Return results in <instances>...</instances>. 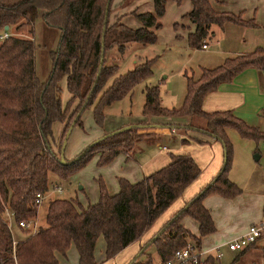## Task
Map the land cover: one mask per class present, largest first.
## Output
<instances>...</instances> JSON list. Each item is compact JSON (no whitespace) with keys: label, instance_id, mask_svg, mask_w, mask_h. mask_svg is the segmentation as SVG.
Returning a JSON list of instances; mask_svg holds the SVG:
<instances>
[{"label":"trees","instance_id":"1","mask_svg":"<svg viewBox=\"0 0 264 264\" xmlns=\"http://www.w3.org/2000/svg\"><path fill=\"white\" fill-rule=\"evenodd\" d=\"M166 1L152 0L151 12H130L140 24L130 28L119 19L108 22L111 0H0V31L6 25L9 33L0 41V264H58L54 253L63 255L70 245L77 252V264H95L93 249L99 236L104 244L103 260L110 259L139 240L198 176L199 167L191 156L168 153L166 165L138 181L116 178L115 193H108L98 180L97 199L92 204L82 206L76 199L48 200L43 224L34 233L24 230L25 236L21 239L11 234V226L15 227L18 221L37 218L35 194L42 195L47 191L49 173L66 179L93 155L97 156L96 166H106L120 154L128 157L143 138L152 135L137 131L149 124L139 121L93 142L69 160L64 158L65 164L59 162L50 140L51 126L55 122L64 124L62 138L71 124L81 128L80 114L94 98L92 119L100 127L103 109L130 94L135 85L151 74L152 61L146 59L135 62L132 69L117 75L114 65L103 64V53L111 47L121 53L128 43H153ZM171 1L179 4L181 0ZM209 1L189 0L190 9L183 15L193 24V31L187 34L189 46L200 47L211 25L230 22L254 26L252 21L244 22L227 12L216 11ZM38 17L46 26L59 32L56 48L51 53L50 71L44 81L37 80L33 72L31 38L8 31L9 28L16 32L23 26L31 27ZM99 59L102 63L98 69ZM263 66L264 49L256 47L249 53L225 58L213 68L201 69L196 79L186 77L183 99L178 107L161 106L158 87H144L143 117L201 118L204 127L189 123H163L161 127L189 128V131L200 132L217 141L225 162L205 186L160 225L143 244V249H139L138 255L152 244L158 257L157 264H164L188 240L199 248L200 237L215 230L202 199L209 195L232 198L240 193L226 177L231 145L225 129L232 128L245 139L264 138V131L248 125L230 110L204 112L200 104L207 93L219 84L229 82L242 70ZM61 79H64L68 94L64 107L59 99ZM193 140L203 143L200 139ZM4 210L11 214L10 227L3 216ZM183 216L196 222L197 237L180 226ZM246 251H251L249 259L243 258ZM234 253L229 264H259L264 249L251 244ZM137 256L128 264H151L149 259L136 261ZM217 261L208 255L203 264H218Z\"/></svg>","mask_w":264,"mask_h":264},{"label":"rangeland","instance_id":"2","mask_svg":"<svg viewBox=\"0 0 264 264\" xmlns=\"http://www.w3.org/2000/svg\"><path fill=\"white\" fill-rule=\"evenodd\" d=\"M186 2H188V0H181L179 4H176L171 0H167L165 2L163 15L158 19L160 23V27L155 31V41L153 43L146 45H140L138 43H128L123 47L121 53H119L115 47L108 48L104 51L103 64L114 65L116 67L117 75L123 74L126 71L132 69L135 62H141L146 59L152 61L151 74L143 81L135 85L131 90L130 94L124 96L120 100L111 103L108 107H105L103 109V122L100 127L97 126L92 119V108L96 101L94 98L92 103L87 105L80 114L81 128L75 125L72 129H70L63 149V158L69 160L73 156L77 155L82 149H84L92 141L91 140L87 142L88 141L87 138H91V137L95 138V134L97 131H99L100 129L105 130V128L111 127L114 123H116L117 120L122 118H127L128 120H137L138 118L143 117V115H141V108L144 100L143 89L145 86H154V85L157 86L159 92V98L165 92L168 93L169 90V93L171 95L173 93H176L177 95L180 94L181 98L183 99L184 92L182 93V90L185 91V84L183 87L182 78L184 80L186 79V77H191L193 79H196L200 73V71L198 70L213 68L221 64L225 59L224 58L216 65L215 59L210 60L208 58L209 53L214 48V44H213L214 38L211 35L212 33L210 29L212 26L221 29V27L227 24H231L232 26L240 27L237 29H240L241 32L242 30H247L246 28L249 29L257 28V29H261L258 31H262L264 33V24L262 27H259L257 24L255 25L256 21H258L261 16L260 1L227 0L228 6H233L232 5L233 3L234 4L239 3L244 6L249 5L250 3L254 5H258L259 15L257 19L255 15L253 16V18H247L243 14L242 10H241L242 13H240V11L236 13H233V11L232 12L220 11V12H227L229 14H232L244 22L252 21L254 26H245L230 22L223 23L221 26L211 25L207 36L204 38V40L209 45L208 49L202 50L200 47L193 48L189 46L187 43V34L190 32L186 34V37L176 35L175 32L176 28H174L173 25V21L177 20L175 18L177 17L178 12L184 10ZM212 6H213L212 8L218 9V7L214 6L213 4ZM127 9L136 10L137 13L145 12V10H150L148 12H151L152 0H111L109 14H108V22L109 23L114 22L116 19L119 18L120 15L124 14L125 10ZM183 15H185V13L181 14V16ZM122 16L123 17H121L119 21L122 24H125L127 27L137 28L138 26H140L139 22L131 14L122 15ZM8 31L12 32V34H15L16 36L19 37L31 38L33 45V50H32L33 72L37 80L44 81L50 71L51 62H52L51 53L55 50L59 38L58 30L46 26L38 17L31 25V27L23 26L16 32H13V30L9 28ZM192 31L193 29L191 30V32ZM259 37L263 39L262 36L259 35ZM227 39H230V35L228 34H227ZM255 48H252L251 50L253 51ZM243 50H245V48ZM226 58H228V56ZM199 67H205V68L200 69ZM108 84L109 81H107V85ZM58 85L60 89L59 90L60 105L64 107L65 101L68 98V94L65 89L64 79H61ZM178 102L179 101H176L175 105L171 107H178L180 105V103ZM166 108H170V106L169 107L166 106ZM233 114L237 116L235 113ZM146 117H150V116H146ZM151 117L161 118L158 116H151ZM192 119L190 120V118L185 117L186 122L184 124L189 123V125L191 126L197 125L198 127H204V121L201 118L193 117ZM257 119H259V116L252 115L247 117V119H245L246 121L244 120L243 121L249 125L256 126ZM63 125L64 124L62 123L55 122L51 126L50 140H52L53 142L52 146H53V150L56 152V155H58L57 154L58 146H60L62 139L61 133H62ZM173 130L175 131L174 134L172 133V128H169L168 130L164 131L163 133L168 134V136L159 139H157L158 134H160L159 130L158 133L147 132L146 130H144L143 131L144 133H152V135L149 136L148 138H143V140H141L140 143H148V142H152V140L157 139L161 143H163L162 145H166V147L173 149L175 148L176 145L180 144L178 142L179 138L177 134H183V135L186 134L185 132L186 130L184 129L177 130L173 128ZM257 130L264 131V117L262 118V124L258 126ZM196 133L200 134L201 136H205L200 132H196ZM225 134L231 145V156L228 165V170L226 172V177L229 181H231L240 189V193L236 194L235 196L244 197L243 199L239 200L238 202L239 205L237 204V206L238 208L247 207V210H250L253 208L250 201L251 202L253 201V203L259 201L258 205H259V209L261 210L262 206H264V138H257V139L241 138L232 128H226ZM199 138L203 141V143L195 142L196 144L192 145L191 148L189 149L182 148L179 151L180 154H188L189 156H191L192 154L195 156V158H197L199 162L197 166L199 167L200 170L199 172L201 173L200 174L201 176L206 174L210 169V167H212L214 164H219V166L221 167L223 153L221 146L217 141L208 144L206 142L209 141V137L204 138L199 136ZM186 139L190 140V137L188 138V136L185 135L183 140ZM173 141L175 143H173ZM183 143H185V141H183ZM137 149H138V144L135 146L134 151L130 155L131 156L135 155ZM143 152L145 151L143 150ZM186 152H190V154ZM168 153L173 154L175 153V151L170 150L168 151ZM255 155L257 156L256 158ZM96 157H97L96 155H93L84 164L83 167L72 172L66 179H60L57 175L51 173L47 175L48 189L46 191V195L42 199L43 202H41L40 205L37 207L38 210L37 223H39V225L43 224L46 202L50 199L53 198L76 199L82 206H86L87 204H92L97 199L98 180H100L104 184L105 189L107 190L108 193L110 194L113 193L112 190V187H114L113 182H111V178L108 177L110 171L106 170L105 166L103 167L96 166ZM137 162L138 164H141L139 161ZM208 182L209 180L203 186H205ZM55 185H57L60 188V191H55L53 189ZM208 204L213 212L217 210L218 205L214 201L210 200ZM254 214L257 215L258 213H247L246 215H242L241 222H250V221L252 222V220H254L255 217ZM235 216L236 213L232 211L229 214V219H233ZM34 219L36 220V218ZM11 227L14 230V226L12 225ZM147 233L148 231H146V233H144L143 235H147ZM100 241L101 239H98L94 247L93 259L95 263L97 262L102 263L103 261V250ZM145 242L146 241L143 242L142 239H139V242H136L139 243V246L131 254V257H129L123 264H128L130 260L133 259V257L137 256L139 254V249L143 247V244ZM187 243H191V241L188 240ZM136 246L137 245L135 244L134 247ZM127 251L128 249L126 250V252H124L125 255L127 254ZM72 252L73 250H71L70 253ZM220 252L222 256L218 259L217 261L218 264H229L231 258L233 257L232 254L233 255L235 254L233 252H228L224 247L220 249ZM94 255H96V257ZM250 256H251V251H246L245 254L243 255V258L249 259ZM148 259L150 260L151 264H157L158 262V257L155 253V249L152 244L148 245L144 249L143 253L137 256L136 261L145 262ZM118 260H119L118 257L113 256L109 259V262H107L106 264H120ZM70 262L73 261L70 256H67L66 263L70 264ZM261 264H264V259L262 260Z\"/></svg>","mask_w":264,"mask_h":264},{"label":"crops","instance_id":"3","mask_svg":"<svg viewBox=\"0 0 264 264\" xmlns=\"http://www.w3.org/2000/svg\"><path fill=\"white\" fill-rule=\"evenodd\" d=\"M258 1L261 2V9H260L261 16L259 20L256 21L255 25L257 24L259 27H262L264 24V0H258ZM188 2H186L184 10L178 12L177 17L175 18L177 20L173 21L174 28H176L175 31L176 35H180L182 37H186V34L188 32H191V30L193 29V24L188 19L181 16V14H184L187 11H189L190 3L188 4ZM210 4L211 6L213 4L214 6L218 7V9L213 8L216 11H229V12L233 11V13L239 11L240 13H242L243 11V14L247 18H253V16L255 15L257 19L259 15V10H258L259 6L254 5L252 3L246 6L241 5L239 3L237 4L233 3L232 4L233 6H228L227 0H210ZM132 9L125 10L124 14L122 15H128L130 12L136 11ZM145 11H150V10H145ZM122 15L119 16L118 18L119 20L121 19V17H123ZM237 28L240 27H235L232 26L231 24H227L221 27V29L216 28L214 26L210 28L212 33L211 35L214 38V43H213L214 48L209 53L208 58L210 60L215 59L216 65L227 56L229 57L232 55L245 54V52L247 51L250 52L252 51L251 50L252 48H255L257 46L262 47L264 49V33L262 31H258L261 29L246 28L247 30H242L241 32V30ZM227 34L230 35V39H227ZM259 35L262 36L263 39H261ZM203 41L206 45V48L204 49H202L201 47L200 48L202 50H206L208 49L209 45L205 40ZM243 47L245 48V50H243L244 49ZM199 68L201 69L205 67H199ZM182 83L184 87L185 80L183 78H182ZM183 92L184 90H182V93ZM181 99L182 98L180 94L177 95L176 93H173L171 95L168 90V93L165 92L160 96V103L163 107L164 106L171 107L175 105L176 101H179L178 103H180ZM200 107L201 110L204 112L230 110L244 121H246L245 119H247V117L249 116L252 115L259 116V119H257L255 126L258 128V126L262 124V118L264 117V66L261 69L246 68L241 72H239L238 74H236L229 82L219 84L215 90L207 93L202 98ZM191 119L192 118H190V120ZM139 121L149 124L147 127H141L137 131L143 132L144 130H146L147 132L158 133L159 130L160 134H158L157 139L168 136V134H165L163 132L168 130L169 128L161 127V124L163 123L184 124L186 122L185 117L167 119V118H157L150 116V117H140L137 120H128L127 118H122L117 120L116 123H114L111 127L105 128V130L100 129L99 131H97L95 134V138L96 137L98 138L104 133H108L119 127L129 124H135L136 122ZM193 126H197V125H193ZM73 127L74 126H72L71 129ZM174 132L175 131L172 128V133L174 134ZM185 132H186L185 135H187L188 138L190 137V140L186 139L185 143L183 142L181 143L180 140L183 139L185 135L177 134L179 138L178 142L180 144L176 145L175 148L173 149L166 147V145H162L163 143H161L159 140L156 139L148 143L139 142L136 154L134 153L135 155L132 156L129 155L128 157H126L125 155L120 154L116 156L111 163L105 166L106 170L110 171L108 177H110L111 182H113V186H114L112 187L113 193L117 191L116 178L121 177L128 180L129 182L138 181L143 176H146L151 172L157 170L158 168L166 165L169 162L168 151L171 150V151H175V153L173 154H180L179 150H181L182 148L189 149L192 147V145L196 144L195 140L193 139H200L199 136L207 138L205 136H201L200 134H197L194 131H189V128ZM95 138L93 137L87 138L88 140L87 142ZM213 142L214 140L209 138V141L206 143L211 144ZM173 143L175 142L173 141ZM143 150L145 152H143ZM186 153L190 154V152H186ZM191 156L194 162L196 164H199L197 158H195V156L192 154ZM137 161H139L141 164H138ZM219 168H220L219 164H214L212 167H210V169L206 174L200 176L201 173L199 172L197 178H195L189 185H187L182 191L181 195L178 198H176L153 222V224L147 230L148 231L147 235H143L140 239H142L143 242L146 241V239H148L160 227V225H162L165 221H167V219L175 211L181 208L186 201H188L194 194H196L198 190L201 189L202 186L208 180H210L215 175V173L218 172ZM243 198L244 197H237V196H234L232 198H222L217 195H209L202 199V205L209 210L215 230L211 234L200 237L199 239L200 249L209 251L210 253L213 251V247L217 245L220 246V249L223 247L226 249L224 243L227 240L241 234L249 223L256 222L260 218L264 217V206H262V209L260 210L258 205L259 201H256L254 203L253 201L252 202L250 201L253 207L250 210H247V207L238 208L237 204L239 205L238 203L239 200ZM210 200L214 201L218 205L219 207V208L217 207L218 211L215 210L213 212L211 210L208 204ZM232 211L236 213V216L233 219H229V214ZM247 213H258V214L257 215L254 214L255 217L254 220H252V222L251 221L241 222L242 215H246ZM36 220L38 222V218H36ZM179 224L181 227L188 230L191 233V235L195 237L198 236L197 224L190 217L183 216L180 219ZM12 230L13 229L11 228V234L16 239H21L25 236L24 230H21L17 227H14V230L13 231ZM98 239H101L100 244H102V250H103L104 244L100 236L96 238L95 244ZM136 242H139V240L132 242L131 244L127 245L125 248H123L117 254L114 255L115 257H118L119 259L118 261L120 264L125 263V261L129 257H131V254L135 251V249H137L139 243ZM262 242H264V234H262L260 240H258L255 245L260 247ZM135 244L137 245L136 247H134ZM127 249L128 251L127 254L125 255L124 252H126ZM71 250H73L72 253H70ZM93 254H94V249H93ZM54 256L58 264H69L66 263L67 256H70L73 261L70 262V264H77V252L73 245L69 246L63 255L55 252ZM94 256L96 257V255ZM263 259L264 256L260 259V264L262 263ZM107 262H109V259L103 260L102 263L97 262L95 264H106Z\"/></svg>","mask_w":264,"mask_h":264},{"label":"built area","instance_id":"4","mask_svg":"<svg viewBox=\"0 0 264 264\" xmlns=\"http://www.w3.org/2000/svg\"><path fill=\"white\" fill-rule=\"evenodd\" d=\"M9 35L7 30L0 31V41L6 38ZM200 47L202 49L206 48L204 41H202ZM55 191H60V188L55 185L53 187ZM46 195L44 194H35V206L38 207L42 202L43 197ZM3 216L5 217L7 226H11V214L7 211H3ZM37 221L33 218H29L28 220H21L15 223V227L25 230L29 233H34L38 228ZM262 234H264V217L260 218L256 222L249 223L245 230L231 239L227 240L224 245L226 249L230 252H238L247 247L248 245L256 246V242L260 240ZM14 243V241H12ZM261 249H264V242L261 243ZM212 255L214 258L219 259L221 257L220 246H214L213 251L210 253L209 251L202 250L200 248H196L192 243H187L181 249L174 251L172 256L165 261L164 264H203V259L208 256Z\"/></svg>","mask_w":264,"mask_h":264},{"label":"water","instance_id":"5","mask_svg":"<svg viewBox=\"0 0 264 264\" xmlns=\"http://www.w3.org/2000/svg\"><path fill=\"white\" fill-rule=\"evenodd\" d=\"M6 29H7V26H6V25L3 26V30H6ZM100 56H101V53H100ZM101 63H102V59H99V61H98V69H99V67L101 66ZM132 126H133V124L125 125V126H122V127L118 128V129H115V130H113V131H110V132H108V133H105V134L101 135L100 137L94 139V140H93L91 143H89L87 146H90L93 142H96L97 140H99V139H101V138H103V137H106V136H108V135H110V134H114V133H116V132H119V131L125 130V129L129 128V127H132ZM71 127H72V124L70 125V127L68 128V130L66 131V133L64 134V136H63V138H62V141H61V144H60V147H59L58 160H59V162L62 163V164H65V163H66V162L64 161V158H63V149H64L65 142H66V139H67V136H68V134H69V131H70ZM256 157H257V156L255 155V158H256ZM224 162H225V159H224V157H223V159H222V165H224ZM215 177H216V176H215ZM215 177H214V178H215ZM143 247H144V246H143ZM143 247H142V249H143ZM132 260H133V259H131L130 262H132Z\"/></svg>","mask_w":264,"mask_h":264}]
</instances>
